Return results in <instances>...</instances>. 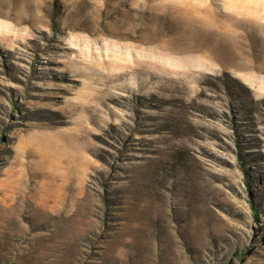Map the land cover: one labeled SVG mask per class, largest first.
<instances>
[{"label": "rangeland", "instance_id": "1", "mask_svg": "<svg viewBox=\"0 0 264 264\" xmlns=\"http://www.w3.org/2000/svg\"><path fill=\"white\" fill-rule=\"evenodd\" d=\"M0 264H264V0H0Z\"/></svg>", "mask_w": 264, "mask_h": 264}, {"label": "trees", "instance_id": "2", "mask_svg": "<svg viewBox=\"0 0 264 264\" xmlns=\"http://www.w3.org/2000/svg\"><path fill=\"white\" fill-rule=\"evenodd\" d=\"M246 250H241V254L240 255H238V256H242L243 255V253L245 252Z\"/></svg>", "mask_w": 264, "mask_h": 264}, {"label": "bare ground", "instance_id": "3", "mask_svg": "<svg viewBox=\"0 0 264 264\" xmlns=\"http://www.w3.org/2000/svg\"><path fill=\"white\" fill-rule=\"evenodd\" d=\"M237 44H238V43H237ZM237 44L234 46V50H235L236 48L240 49L239 47H237Z\"/></svg>", "mask_w": 264, "mask_h": 264}]
</instances>
